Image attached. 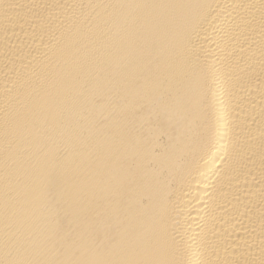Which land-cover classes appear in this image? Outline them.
<instances>
[{
	"label": "bare ground",
	"instance_id": "bare-ground-1",
	"mask_svg": "<svg viewBox=\"0 0 264 264\" xmlns=\"http://www.w3.org/2000/svg\"><path fill=\"white\" fill-rule=\"evenodd\" d=\"M0 264H264V0H0Z\"/></svg>",
	"mask_w": 264,
	"mask_h": 264
}]
</instances>
